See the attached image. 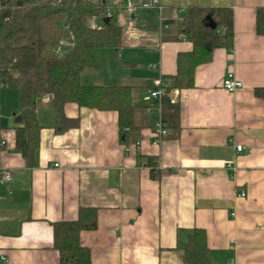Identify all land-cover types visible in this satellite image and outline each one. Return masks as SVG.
I'll return each mask as SVG.
<instances>
[{"label":"crops","instance_id":"0c3cea01","mask_svg":"<svg viewBox=\"0 0 264 264\" xmlns=\"http://www.w3.org/2000/svg\"><path fill=\"white\" fill-rule=\"evenodd\" d=\"M93 1L118 7L123 47L118 58L105 51L111 73L101 52L102 72L86 71L82 83L132 87L143 110L139 137L125 139L118 113L75 104L65 114L79 126L57 133L53 99L41 96L40 144L29 166L16 146L20 91L1 89L0 168L12 173L9 186L0 184L5 264H60L54 225L76 221L80 209L97 211V227L80 234L92 264H188L196 229L206 232L208 264H264V100L255 94L264 88V36L256 31L264 0H159L150 8L142 5L151 0ZM194 7L232 10L233 50L216 49L193 87L169 93L181 128L154 145L149 85L162 79L170 87L178 54L193 50L178 18ZM230 72L243 83L235 93L223 88Z\"/></svg>","mask_w":264,"mask_h":264},{"label":"trees","instance_id":"16d2710c","mask_svg":"<svg viewBox=\"0 0 264 264\" xmlns=\"http://www.w3.org/2000/svg\"><path fill=\"white\" fill-rule=\"evenodd\" d=\"M117 11L118 7L93 0H0V86L20 91L22 126L16 130V146L29 166L42 130L37 99L48 94L53 96L58 116L57 133L79 126V119L65 114L66 106L75 104L118 113L125 139H138L143 110L132 103L133 88L82 83L86 71L102 72L103 49H113L118 58L123 30L114 19ZM109 12L114 17L105 24ZM180 18L179 34L186 35L193 50L178 54L177 73L170 77L168 93L193 87L197 68L210 63L216 49L232 51L234 46L232 10L194 7L180 13ZM256 31L264 36V7L257 10ZM63 45L69 49L63 50ZM255 94L264 100V88L256 89ZM162 116L170 134H179L180 106L169 94L163 100ZM96 227L95 209H80L76 221L54 225L60 264H92L91 251L80 243V234ZM208 253L206 232L196 229L185 247L186 262L208 264Z\"/></svg>","mask_w":264,"mask_h":264},{"label":"built area","instance_id":"2783aa9c","mask_svg":"<svg viewBox=\"0 0 264 264\" xmlns=\"http://www.w3.org/2000/svg\"><path fill=\"white\" fill-rule=\"evenodd\" d=\"M159 5H160L159 0H151L149 3H144L142 7L150 8ZM132 9L133 7L130 6L129 11L131 12ZM107 17H110L112 19L114 16L111 14V12H109ZM178 21L180 23L183 22V18L179 17ZM97 27L98 26H95V28ZM164 27H167V25L164 24ZM168 86L169 85L167 82H165L162 79H158L155 82L154 87L148 89L149 98H151L154 101L153 105L150 107V109H154L155 111L154 127H153L154 145H161L163 141L170 136L171 133L168 123L164 121L162 116L163 100L169 94ZM223 88L229 93H235L237 90L243 88V83L237 79L234 73L230 72L226 75V77L223 80ZM0 92H1V86H0ZM45 97L48 99H53V96L51 94L45 95ZM243 150H244V145L236 144V151L238 153L242 152ZM54 166L58 167L57 164ZM11 181H12L11 171L8 169L0 168V184L3 186H9ZM240 195L244 196V193H241ZM232 216L235 217V213H233ZM7 262H8L7 258L1 255L0 264H5Z\"/></svg>","mask_w":264,"mask_h":264},{"label":"rangeland","instance_id":"374dc122","mask_svg":"<svg viewBox=\"0 0 264 264\" xmlns=\"http://www.w3.org/2000/svg\"><path fill=\"white\" fill-rule=\"evenodd\" d=\"M44 1V0H43ZM105 51H109V53H115V51L113 49H110V48H107V49H103L102 50V56H105V59H104V64H105V68H106V71L109 73H111L110 71V65L112 64V58L110 56H108L109 54H105L106 52ZM114 59H115V55H114Z\"/></svg>","mask_w":264,"mask_h":264},{"label":"water","instance_id":"95a60500","mask_svg":"<svg viewBox=\"0 0 264 264\" xmlns=\"http://www.w3.org/2000/svg\"><path fill=\"white\" fill-rule=\"evenodd\" d=\"M110 22H111V18H110V17H106V18L104 19V23H105V24H109ZM212 25H213V24H212ZM62 48H63V50H65V51L69 49V47H68V46H65V45H64ZM17 120H18V121H22V117H18Z\"/></svg>","mask_w":264,"mask_h":264}]
</instances>
